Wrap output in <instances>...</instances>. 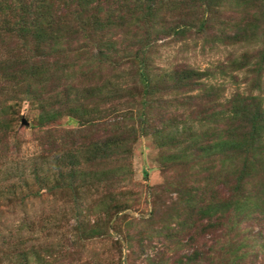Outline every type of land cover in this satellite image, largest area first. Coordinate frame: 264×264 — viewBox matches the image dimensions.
<instances>
[{"label": "trees", "instance_id": "trees-1", "mask_svg": "<svg viewBox=\"0 0 264 264\" xmlns=\"http://www.w3.org/2000/svg\"><path fill=\"white\" fill-rule=\"evenodd\" d=\"M164 6L184 12L169 26L179 38L198 36L211 43L224 38L231 46L242 45L238 56H229L227 67L247 71L246 90L237 89L227 97L215 84L205 82L215 68L203 71L186 63L165 73L153 71L152 48L165 27L145 28ZM224 10L230 15L218 34L212 26L219 24L215 20ZM127 35L138 43L125 52L128 47L119 45ZM125 65L136 77L130 107L138 110V128L126 123L132 116L109 121L91 114L101 105L97 98L105 104L108 95L117 91L119 81L113 76ZM263 74L264 0H0V150L9 155L19 151L21 142L13 136L17 123H22L23 103L28 102L41 158L46 162L52 156L55 163L53 182L38 165L36 182L48 193L75 194L74 231L68 244L74 253L103 235L112 236L120 264L124 260L127 264H240L250 251L245 246L241 254L236 252L244 246L235 239L239 219L258 213L260 202L264 206ZM160 92L172 96L174 119L155 134L184 124L181 137L171 134L168 144L180 150L170 160L194 166L200 179L193 185L183 175L154 188L155 206L148 219H129L123 213L127 204L104 195L105 217L86 220L79 197L82 183L90 176L98 178V165L106 163L118 168L113 172L116 179L98 178L109 193V188L126 181L130 171H125L123 161L130 158L131 149L122 152L124 136L130 131L143 134L161 120L151 116ZM63 116L71 117L77 127H53ZM165 190L177 193L171 206L162 199ZM102 222L106 233L100 231ZM144 222L156 224L150 234ZM35 227L34 218L24 217L18 230L33 232ZM57 253L39 245L31 250L21 247L11 264H51Z\"/></svg>", "mask_w": 264, "mask_h": 264}, {"label": "rangeland", "instance_id": "rangeland-1", "mask_svg": "<svg viewBox=\"0 0 264 264\" xmlns=\"http://www.w3.org/2000/svg\"><path fill=\"white\" fill-rule=\"evenodd\" d=\"M228 13L225 10L218 13L215 21H219V24L216 23L212 26L213 32L218 34L222 32L223 24L227 23L229 19L230 14ZM184 16L182 9H171L170 6H164L154 19V23L148 22L145 30H155L161 28V25L165 27L164 32L157 36L159 39L152 48L153 61L151 66L153 71L165 73L171 71L176 65L186 63L203 71L209 67L215 68L214 73L209 78L204 79L205 82L215 84L216 88L218 87L224 91V95L227 97L237 89L246 90L248 82L245 81V78L249 75L247 71H233L227 67L230 61L229 56L232 53H236V56H238L244 50L241 47L242 45L231 46L224 42V38L223 40L219 38L213 43L208 42L211 39L198 36L195 38L188 36L179 38L169 26ZM142 30L144 29H139V32L141 33ZM154 35L157 34L154 33ZM120 42L122 41L120 40ZM137 43L138 39H135L132 35H127L119 46L120 48L128 47L125 50V52H128L131 48L136 49ZM132 70L131 66L125 65L122 70L115 73L113 78L119 81L117 91L108 95L105 104H103L102 97L97 98L96 104L100 102L101 105L99 108L97 107L98 112L91 113L93 118H104L111 121L113 118L122 119L124 116H132L126 123L128 126L139 127V120L136 117L138 110H132L130 107V95L133 92L131 86L134 79H136L131 72ZM262 84L264 89V74ZM198 92L195 91V94ZM171 97V95L164 92H160L156 96L155 99L159 103H156L151 116H154L155 119L160 117L161 120H155V127L150 126V129L148 128L143 134L133 131L125 134L126 146L122 149V152L125 153L128 149H131L130 158H125L123 161L125 171L128 169L130 171L129 176L125 174L126 181L115 184L112 189L109 188V191H111L109 193L107 188L98 182V178L106 177V179H110L109 177H113L116 179L113 172L117 166L106 163L98 165L99 171L96 170L97 173L104 172L103 174H98V178L90 176L86 183H82L79 197L86 220L94 221L99 217H105L103 213V208H105L103 205L104 195L114 196L113 199L116 202L127 204L129 208L124 210L123 213L127 214L129 219L140 220L142 217L148 219L155 206L152 196L154 188L157 189V186L166 183L167 180H181L183 175L186 176L185 179L190 184H193L192 181L200 179L198 173H196L197 168H194V166L187 168L181 163L179 165L178 162L170 160L171 154L180 150V148L175 150L174 147L168 144L171 141V134H177L178 138L181 137L182 135H179V133L184 129V124L179 123L177 127L168 126L167 133L155 134L156 129H161L170 122L173 123L174 115L172 114L175 106L172 104ZM262 98L264 103V93ZM94 103L95 101L93 105ZM92 109L93 107L90 106V110ZM21 115V120L25 118L28 124L25 128H21L23 124L17 123L15 127L17 135L13 137L21 142L19 151L12 154V156L0 150V264H11L12 257L15 259L16 252L21 247L22 249L24 247L26 250H31L36 245L58 250L56 256L53 254L55 259H53L54 263L51 264H120L121 254L116 250L112 236H95L83 248H80L79 252L74 253L73 249L69 248V239L73 236L74 231L72 224L76 215V206L73 202L75 194L71 190L64 192L57 190L48 193L45 189L40 188V184L36 182L34 177V168L38 165L41 173L47 172L48 175L52 176L53 179L50 182L52 183L55 163L52 156H48L46 162L41 158L40 146L32 129V124L35 122L34 117L30 113V107L26 101L23 103ZM77 125L76 122L71 120V117L63 116L52 126L72 129L76 128ZM198 125L199 123L195 121V126L198 127ZM54 134L59 135L56 132ZM181 147L184 148L185 144ZM163 162L167 164L166 171L163 168L165 167ZM170 188L172 190V187L168 189ZM158 193H161V190ZM176 197V192H172V194L166 192L162 199L165 198L164 204L171 206ZM172 198L173 200H171ZM157 205H160V203L158 202ZM258 210H260L258 213L255 212L239 219L238 228L240 233L235 235V239H241L244 246L236 252L241 254L245 250V246L250 251L248 257L242 260L240 264H264V206L262 202L259 203ZM24 217L36 220V227L33 232L27 230L22 231V233L19 232L18 226ZM143 224L147 227L145 230L149 234L153 231L152 227L155 228L156 226V224L148 226V223L145 222ZM102 225L103 228L100 231L106 233L107 228L104 222H102ZM122 226L125 229L126 223L124 222ZM138 229L139 227H136L133 232L136 233ZM230 229L233 230V227H230ZM236 233L235 231L233 234ZM113 236V238H117L116 235ZM201 240L202 238H200ZM121 264H127V262L124 260ZM137 264L145 263L138 262Z\"/></svg>", "mask_w": 264, "mask_h": 264}, {"label": "water", "instance_id": "water-1", "mask_svg": "<svg viewBox=\"0 0 264 264\" xmlns=\"http://www.w3.org/2000/svg\"><path fill=\"white\" fill-rule=\"evenodd\" d=\"M22 123L25 124V125H27L28 124V121L25 118H23L22 119Z\"/></svg>", "mask_w": 264, "mask_h": 264}]
</instances>
